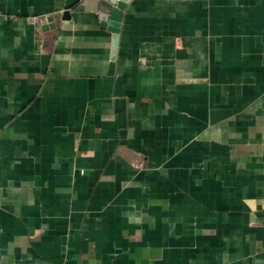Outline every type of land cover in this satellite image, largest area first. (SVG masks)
Wrapping results in <instances>:
<instances>
[{
  "label": "crops",
  "instance_id": "1",
  "mask_svg": "<svg viewBox=\"0 0 264 264\" xmlns=\"http://www.w3.org/2000/svg\"><path fill=\"white\" fill-rule=\"evenodd\" d=\"M0 10V264H264V0Z\"/></svg>",
  "mask_w": 264,
  "mask_h": 264
},
{
  "label": "water",
  "instance_id": "2",
  "mask_svg": "<svg viewBox=\"0 0 264 264\" xmlns=\"http://www.w3.org/2000/svg\"><path fill=\"white\" fill-rule=\"evenodd\" d=\"M131 0H99V19L101 26L113 32V42L111 48V66L115 65L118 55L119 33L125 10ZM54 16H50L49 23L44 28L53 26Z\"/></svg>",
  "mask_w": 264,
  "mask_h": 264
},
{
  "label": "built area",
  "instance_id": "3",
  "mask_svg": "<svg viewBox=\"0 0 264 264\" xmlns=\"http://www.w3.org/2000/svg\"><path fill=\"white\" fill-rule=\"evenodd\" d=\"M0 15L5 17V18H14L13 15H9L7 13H3L1 10H0ZM49 18L50 16L48 14H45V15H42V16H39V17H35V21L38 22V23H41V24H46V23H49Z\"/></svg>",
  "mask_w": 264,
  "mask_h": 264
}]
</instances>
